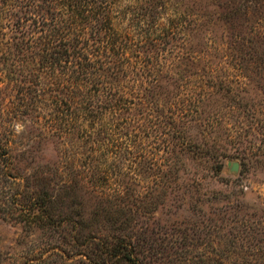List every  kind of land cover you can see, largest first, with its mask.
Returning a JSON list of instances; mask_svg holds the SVG:
<instances>
[{"label":"trees","instance_id":"trees-1","mask_svg":"<svg viewBox=\"0 0 264 264\" xmlns=\"http://www.w3.org/2000/svg\"><path fill=\"white\" fill-rule=\"evenodd\" d=\"M22 1L24 6L13 9L8 1L0 0V56H12L7 57L14 60L10 65L20 69L12 80L22 103L16 115L23 116L27 108L28 117L36 122L35 118L46 114L57 141L84 138L79 149L85 152L78 159L85 158L51 191L37 188L25 196L13 190L9 199L15 208H8L6 219L29 234L59 233L56 245L65 243L72 255L84 257L87 264H189L190 250L174 251L172 246L178 240L165 244V238L159 236L163 231L151 230L148 219L170 199L183 203L190 199L188 205L195 201L194 207L210 201L207 193L203 198H194L193 193L204 188L210 173L220 177L225 160L230 158V154L210 145L212 138L208 140L207 135L209 127L215 130L213 122L197 118L196 140L183 137L180 150L164 157L138 151L135 146L142 143H137L132 133L131 111L136 105L143 109L150 94L146 88L129 86L139 74L128 54L129 32L116 31L114 26L112 1L60 0L63 7L47 10L32 8L36 0ZM158 6L149 3L144 9L149 13ZM207 7L216 26L215 37L216 31H221L232 40L226 50L222 48L224 54L240 58L239 52H244L264 70V0H212ZM173 35L164 37L172 41ZM256 38L261 41L258 47L252 45ZM252 47L259 51H251ZM19 56L30 58L17 59ZM61 67L64 70L59 73ZM216 86L217 94L226 99L229 93L224 85H211L213 90ZM214 94L201 97L202 115L209 105L207 99L212 102ZM141 114L143 117L144 112ZM85 123H92L93 128L82 130L80 137L77 132ZM167 123L176 130L175 124ZM99 124L100 129L94 127ZM10 142V137L0 141V170L7 171L15 182L23 177L14 167L17 157L9 154ZM31 148L25 159L33 154ZM26 176L29 180L36 174ZM148 182L153 185H143ZM5 207L0 204V211ZM210 214L197 210L193 216L195 234L182 238L208 242L212 228L218 226ZM222 214L217 218L219 231L223 229ZM42 256L38 262L46 264ZM195 257L198 260L194 264L212 262L209 252Z\"/></svg>","mask_w":264,"mask_h":264},{"label":"rangeland","instance_id":"rangeland-1","mask_svg":"<svg viewBox=\"0 0 264 264\" xmlns=\"http://www.w3.org/2000/svg\"><path fill=\"white\" fill-rule=\"evenodd\" d=\"M6 1L13 9L16 5H25L22 0ZM48 1L36 0L32 8L63 7L60 0ZM109 1H112L110 6L116 31L130 34L128 54L139 78L129 86L137 90L146 88L149 90L147 95L150 94L143 109L137 105L132 107V133L137 143H142L141 147L135 146L136 149L158 157L180 150L183 137L184 140H196L195 120L202 117L213 122L215 127V130L208 128L207 138H212L210 145L230 154L220 177L210 173L204 188L193 193L194 198H203L207 193L210 196L208 203L194 207L195 201L193 206L188 205L190 199L186 203L181 199H170L148 219L150 229L163 231L159 236L165 238V244L178 240L172 246L174 251L190 250L189 264L197 262L195 256L206 252L212 259L210 264H264V70L244 52H239L240 58L224 54L222 48L226 50V44L232 40L229 35L222 36L221 31H216L218 36L215 37L216 26L207 11L212 0ZM1 3L0 7L3 6ZM149 3L151 7L159 6L148 13L144 8ZM168 34H174V40L165 39ZM260 44L258 38L252 42L256 47ZM252 50L259 51L254 47ZM7 57L12 58L0 56V141L10 137L9 154L17 157L14 167L21 170L23 178L13 182L6 175L7 171L0 170V204L7 206L0 211V264H39L41 255L44 256L42 259H47L46 264H87L84 257L72 255L65 243L56 245L61 238L59 233L29 234L6 219V211L15 208L9 199L13 190H19L25 196L32 195L37 188L51 191L58 187L62 177L68 178V172L71 174L80 167L85 158L78 159L85 152L79 149L84 138H75L72 142L64 138L57 141L46 114L35 118L36 122L28 117L30 111L27 108L23 116L16 115L22 103L12 80L20 69L11 66L14 60H7ZM27 58L30 56L17 59ZM4 59L7 64L3 65ZM58 69L59 73L64 70ZM213 82L224 85L229 93L226 99L217 94L218 85L212 89ZM211 92L215 93L210 97L212 102L207 99L209 105L202 115L200 99ZM216 97L219 100L214 99ZM167 122L175 124L176 130ZM94 127L100 129L101 124ZM193 127L195 130H191ZM92 128V123H85L77 133L83 137L82 130ZM30 148L33 154L25 159ZM74 158L78 161H72ZM235 164H238L237 170L233 169ZM27 174L36 176L33 179L29 176L28 180ZM199 209L211 213L214 224L218 225L209 233L208 242H197V237L190 239L195 234L193 216ZM222 211H227V215ZM220 214L224 216L222 231H219L217 220ZM186 234L190 238H182Z\"/></svg>","mask_w":264,"mask_h":264},{"label":"water","instance_id":"water-1","mask_svg":"<svg viewBox=\"0 0 264 264\" xmlns=\"http://www.w3.org/2000/svg\"><path fill=\"white\" fill-rule=\"evenodd\" d=\"M234 170H237L238 169V164H235L234 167H233Z\"/></svg>","mask_w":264,"mask_h":264}]
</instances>
